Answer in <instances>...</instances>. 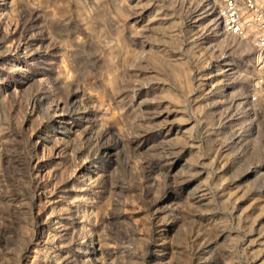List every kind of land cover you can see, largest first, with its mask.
<instances>
[{"label":"rangeland","instance_id":"374dc122","mask_svg":"<svg viewBox=\"0 0 264 264\" xmlns=\"http://www.w3.org/2000/svg\"><path fill=\"white\" fill-rule=\"evenodd\" d=\"M210 0H0V264H264V102Z\"/></svg>","mask_w":264,"mask_h":264},{"label":"built area","instance_id":"2783aa9c","mask_svg":"<svg viewBox=\"0 0 264 264\" xmlns=\"http://www.w3.org/2000/svg\"><path fill=\"white\" fill-rule=\"evenodd\" d=\"M222 31L251 45L252 99L264 102V0H210Z\"/></svg>","mask_w":264,"mask_h":264}]
</instances>
